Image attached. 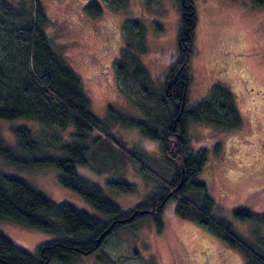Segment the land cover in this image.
Segmentation results:
<instances>
[{"label":"trees","instance_id":"16d2710c","mask_svg":"<svg viewBox=\"0 0 264 264\" xmlns=\"http://www.w3.org/2000/svg\"><path fill=\"white\" fill-rule=\"evenodd\" d=\"M248 1L253 6L264 5V0ZM108 2L120 9L128 4V0ZM177 2L180 23L175 52L157 88L136 55L146 52L144 28L136 25L133 17L122 21L125 42L115 59V72L123 81L138 84L140 89L135 98L127 93L146 119L126 115L111 106L108 111L114 121L136 126L144 135L158 140L160 155L144 152L146 159L140 163L135 150L122 145L119 135L91 110L80 75L47 33L49 17L43 0H0V119L19 118L23 120L21 124L36 121L38 125L55 128L60 135L65 131L67 136L58 142H46L31 126L20 124L12 132L15 145L26 155L14 152L0 133V158L24 166L53 165L62 186L77 192L105 216L99 218L69 203L54 202L29 182L0 168V218L54 236L31 253L0 231V264H47L51 260L79 264L82 255L99 249L120 227L134 229L135 220L143 219L142 216H150L157 230L160 229V215L169 199L174 201L176 215L238 248L245 256L244 264H264L262 248L235 232L230 222L213 212L214 199L206 184L198 179L208 152L205 147L192 149L187 122H204L219 133H226L240 128L243 118L232 92L216 84L210 87L207 96L189 106L187 93L193 76L191 58L195 53L197 18L192 0ZM83 10L91 17H98L103 11L94 0L88 1ZM82 15L84 18L83 11ZM57 133L53 135L59 136ZM211 144L212 152L219 154L218 138ZM107 156L118 157L124 168L132 162L142 177L156 182L155 190L124 210L96 182L77 170L78 165H87L95 173L109 172V160L116 159ZM124 171L122 168L120 173ZM111 184L123 191L136 188L128 181ZM233 214L239 220L251 219L264 225V212L257 213L248 204L235 206ZM97 259L99 264H108L99 253Z\"/></svg>","mask_w":264,"mask_h":264},{"label":"rangeland","instance_id":"374dc122","mask_svg":"<svg viewBox=\"0 0 264 264\" xmlns=\"http://www.w3.org/2000/svg\"><path fill=\"white\" fill-rule=\"evenodd\" d=\"M88 1L91 0H43L49 17L47 33L80 75L82 87L90 98L91 110L119 135L122 145L135 150V158L143 163L146 159L144 152L156 157L160 155L158 140L144 135L136 126L114 121L108 111V106H111L126 115L146 119L140 106L137 107L130 98V95L134 98L138 95V84L132 80L123 81L115 72L114 62L125 42L122 21L133 17L134 23L144 28L146 52L136 55L157 88L163 82L175 52L180 23L178 2L128 0L127 7L120 9L114 7L115 3L110 5L108 0H94L103 11L100 16L91 17L83 10ZM192 2L197 21L188 104H197L208 95L214 84L224 86L232 92L243 118L240 128L226 133H219L204 122H187L192 149L205 147L208 152L198 179L206 184L214 199L213 212L230 222L235 232L260 246L264 252V225L251 219L239 220L233 214V208L242 203L257 213L264 212V151L260 149L264 144V103L251 108L247 98L257 94L253 92L246 97L240 79L242 75H248L251 84L262 88L264 93V5L253 6L248 0ZM259 97L257 95L254 99ZM22 121L19 118L0 119V133L14 152L25 156L26 152L15 145L12 132V128ZM25 123L21 125L31 126L46 142H58L67 137L65 131L60 135L55 128L38 125L36 121L27 120ZM54 133L59 136L55 137ZM215 137L219 141V154L212 152L211 141ZM107 157L116 159L109 160V172L95 173L87 165H78L77 170L96 182L107 196L123 205L124 210L155 190L156 182L147 176L142 177L132 162L124 168L118 157ZM0 168L29 182L54 202H66L105 218L77 192L60 184L58 170L53 165L24 166L0 158ZM122 168L124 175L120 173ZM116 181L132 182L136 188L123 191L111 184ZM141 218L135 220L134 229L120 227L111 233L99 249L82 255L79 264H99L98 253L108 264H189L188 258H197L214 247L219 260L211 264L245 263V256L238 248L218 239L197 223L176 215L171 199L162 209L160 229L157 230L150 216ZM0 231L31 253L54 238L50 233L5 218H0ZM205 241H208L207 245ZM212 244L215 246H209ZM47 264L64 263L51 260Z\"/></svg>","mask_w":264,"mask_h":264},{"label":"flooded vegetation","instance_id":"af4514ba","mask_svg":"<svg viewBox=\"0 0 264 264\" xmlns=\"http://www.w3.org/2000/svg\"><path fill=\"white\" fill-rule=\"evenodd\" d=\"M245 75L246 74L242 75V77H240V79H241L242 87H243V90H244L246 97L248 96V94L253 93V92L255 94H257L258 96L260 95V97H261V98L259 97V98L254 99V97H257V95H256L254 97L247 98L251 104L250 105L251 108L255 109L257 105L261 104V102L264 103V93L262 91V88L258 89V86L256 84H254V83L251 84V82H252L251 78H249L248 75H246V76ZM260 149L262 151H264V144L260 146ZM263 169H264V166H263ZM255 190H257V189H255ZM205 240H206V238H205ZM205 243L207 245L208 241L207 242L205 241ZM209 246H215V245L212 244ZM218 256H219V253H216L215 247H214L213 249L208 250L203 254L201 253L200 256L197 258H194V257L188 258V262H189V264H211V262H213L215 260H219Z\"/></svg>","mask_w":264,"mask_h":264}]
</instances>
